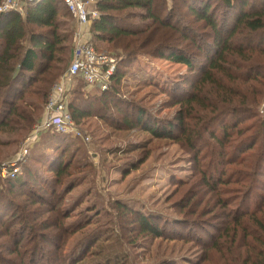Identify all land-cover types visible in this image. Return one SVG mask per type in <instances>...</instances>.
I'll return each mask as SVG.
<instances>
[{
    "label": "trees",
    "instance_id": "1",
    "mask_svg": "<svg viewBox=\"0 0 264 264\" xmlns=\"http://www.w3.org/2000/svg\"><path fill=\"white\" fill-rule=\"evenodd\" d=\"M191 1L194 5L188 6L189 12L213 33L214 54L207 52L208 63L193 91L178 95L172 103L179 107L173 116L177 123L148 120L145 109L136 110L131 103L123 102L116 89L125 80L119 65L109 88L98 97L87 96L84 79L75 77L74 85L71 82L66 89L67 108L80 122L91 117L92 109L114 103L126 130L140 128L151 135L149 143H141L145 147L153 140H170L193 154L198 177L191 179L194 182L178 183L176 205L184 215L182 223L189 224L194 217L197 226L209 224L216 233L208 232L210 241L198 239L195 245L200 253L191 264H264V113L258 111L264 103V4L258 7L249 0H235L239 11L226 35L208 0ZM223 1L227 7H235L234 0ZM167 4V0H97L99 17L88 25L92 45L102 52L99 43L108 44L118 60L123 57L130 65L139 61L140 55L148 54L186 64L193 70L192 59L172 45L181 29L172 23V17H177L175 5L170 13L161 14L162 5ZM184 5L187 7V1ZM60 7L74 19L64 0H27L24 12L0 11V133L27 136L35 121L41 119L66 68L58 64L64 62L65 66L73 59V35L60 32ZM181 22L188 25L185 19ZM181 35L185 40L189 37L182 31ZM175 128L179 131L176 134ZM50 133L51 138H45L36 155H47L43 166L50 163L48 172L53 173L52 180L44 181L49 187L41 195L37 191L23 193L22 202L4 207L5 211L0 208V220L9 218L0 226V264H43L39 243L52 240H57V264H132L130 254L145 252L146 241L167 238L155 217L119 201L114 203L115 214L107 220L98 219L103 215L100 211L90 215L96 211L92 206L79 213L80 219L69 223L71 214L63 206L76 187L82 167L75 157L67 159L69 148L63 143L67 135ZM137 146L130 145L123 152L140 150ZM145 147L139 164L151 154ZM137 166L135 163L132 167ZM36 173L28 170L29 182L41 184ZM7 180V190L0 189V198L7 201L15 195L17 186H28V180L16 173ZM10 209H15L12 215ZM213 221L214 225L210 223ZM86 232L89 242L95 241L92 251L82 255L88 246V233L73 247L70 242ZM148 262L170 264L168 259Z\"/></svg>",
    "mask_w": 264,
    "mask_h": 264
},
{
    "label": "rangeland",
    "instance_id": "2",
    "mask_svg": "<svg viewBox=\"0 0 264 264\" xmlns=\"http://www.w3.org/2000/svg\"><path fill=\"white\" fill-rule=\"evenodd\" d=\"M185 1H187V7L184 5ZM199 1L201 0H195V2ZM208 1L213 7L212 11L217 14L218 23L224 25V30L228 35L230 27L234 23V14L236 16L239 11L238 5L235 4V0L233 1L235 7H227L223 0ZM167 2V5H162L161 14L165 16L170 13L175 5L174 14L177 17L171 16L172 23L180 27L181 31L189 36L188 39H183L180 31L176 36L177 40L172 45L185 51L192 59L193 70L186 64L148 54L140 55V60L130 65V63L123 61V57H119L120 60H118L116 53L111 51L108 44L99 43L101 45L100 50L112 56L116 60V67L119 65L122 72L125 73V80L116 87L120 97H122L120 99L125 103H131L132 108L136 110L145 109L146 119L162 121L161 123L174 121L173 116L179 107H174L172 103L178 95L193 91V85L199 79L202 68L208 63L207 52L209 51L210 55L213 56V46L215 45L211 29L206 26L204 21L197 20L188 10V6L190 4L193 6L194 1L167 0ZM249 3L262 7L264 0H249ZM25 6L26 1L23 0L21 12H24ZM60 9L58 18L60 32L73 35L71 40L72 52L76 47L77 39L75 36L79 28L71 15L63 7ZM133 12L140 13L141 11L134 10ZM182 19L186 20L188 28L181 22ZM128 21L137 25L141 23L135 19ZM88 31L89 34L85 38L90 40L92 38L90 29ZM258 43L259 41L256 42V44ZM72 60L70 58L65 66L64 62L58 64L66 67L62 77L67 73ZM62 77L56 85L61 82ZM71 82L74 85V79ZM113 105L114 103H106L104 108L101 105V108L92 109L91 117L79 119L80 122L73 118L74 130L67 136L65 135L66 138L63 143L69 148L67 159L71 160L75 157L76 161H80L82 167L77 174L76 187L67 195L64 202L63 209L71 214V218L67 221L69 223L77 221L80 219L79 213L92 206L96 207V211L90 215L94 216L100 211L103 215L98 219L107 220L108 216L113 217L115 214L114 203L116 201L122 202L146 216L155 217L167 237L165 240L156 238L146 241L145 252L137 250V255L136 251L130 254L132 264H148V261L154 262V259L156 261L168 259L170 264H191L190 262L195 261L200 253V248L195 245L196 242H199L198 239L210 241L208 232L216 233L209 224H206L208 226H197V222H193L194 217L190 218L189 224L182 223L184 215L176 205L180 196H174L178 183L190 181L194 176L193 179L198 177L196 174L197 166L193 161L194 156L191 152L182 149L178 143H173L170 140H153L152 144L145 147L141 143L145 141L149 143L151 135H146L140 128L126 130L127 127L121 124L122 117L118 114L119 110ZM258 111L261 115L264 113V103ZM45 114L44 111L41 119L35 121L26 137L25 135H16L13 132L0 133V142H8V144H0V189L2 187L7 190L8 182H10L7 179L14 177L10 176L8 172L14 171L16 174L25 177L26 181L28 180V186H17L15 195H10L9 201L6 198H0V208L4 211V207H11L22 202L24 198L21 195L23 193L37 191L40 192V195L43 194L45 187H49V183L44 184V181L49 182L53 179V173L48 172L50 163L43 166V159L45 161L47 155L46 158L44 154L42 157L36 156L38 150L44 146L45 138H51L50 131L41 130L46 118ZM173 123L177 122L174 121ZM173 131L175 134L179 132L176 128ZM134 144H137L140 150L128 154L123 152L127 148L129 150V146ZM144 147L151 154L145 162L139 164L145 151L143 150ZM71 156L73 157L70 158ZM135 163L138 164L136 168L132 167ZM28 170L30 172L31 170L36 171V175H39L37 178L42 183L29 182L31 178L28 175ZM192 180L191 182H194ZM262 181L264 182V178ZM258 191H262V188ZM253 201H255L254 197ZM12 214L13 211L9 215ZM8 219L7 216L4 220H0V226ZM95 220L96 218H94V222ZM210 223L214 225L215 222ZM104 229L106 228H103L102 231ZM87 233L75 235L70 242V247H73L82 237L84 240ZM89 239L88 233V246L82 251V255L83 252L90 253L93 249L91 245L94 244L95 238L90 242ZM55 244H57V240H52L51 243H39L41 248L39 255L42 254V259H44V261H40L41 263L57 264L54 262L56 261L54 259Z\"/></svg>",
    "mask_w": 264,
    "mask_h": 264
},
{
    "label": "built area",
    "instance_id": "3",
    "mask_svg": "<svg viewBox=\"0 0 264 264\" xmlns=\"http://www.w3.org/2000/svg\"><path fill=\"white\" fill-rule=\"evenodd\" d=\"M23 0H3L0 5L1 12L21 9ZM27 1V0H25ZM78 25L77 39L74 49V56L67 73L62 77L61 82L55 86L51 97L45 107L46 118L41 130L55 131L62 134H69L74 130V119L67 108L68 98L66 96L67 84L75 77H82L89 86L98 87L105 91L111 83V76L116 70V60L104 53L99 52L86 40L83 34L91 19L99 17L95 8L97 0H64ZM85 29V32L84 30ZM80 134V132H78ZM4 169V168H3ZM11 176L15 172H8Z\"/></svg>",
    "mask_w": 264,
    "mask_h": 264
},
{
    "label": "crops",
    "instance_id": "4",
    "mask_svg": "<svg viewBox=\"0 0 264 264\" xmlns=\"http://www.w3.org/2000/svg\"><path fill=\"white\" fill-rule=\"evenodd\" d=\"M85 29H86L87 32L85 34H83L84 38L89 34V31H88L89 27L87 26ZM85 29H83L84 32H85ZM86 40H88V39H86ZM70 85H71L70 83L67 84V88H69ZM84 90H85L87 96H100L102 94L101 93L102 91H100V89L98 87L96 88V87H93V86H89L86 83H85ZM45 113H46V111H45ZM45 116H46V114H45Z\"/></svg>",
    "mask_w": 264,
    "mask_h": 264
}]
</instances>
